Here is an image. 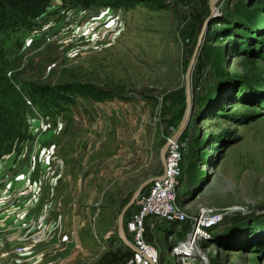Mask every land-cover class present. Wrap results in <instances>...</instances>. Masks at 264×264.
<instances>
[{
    "label": "rangeland",
    "instance_id": "374dc122",
    "mask_svg": "<svg viewBox=\"0 0 264 264\" xmlns=\"http://www.w3.org/2000/svg\"><path fill=\"white\" fill-rule=\"evenodd\" d=\"M111 2L82 6L50 0L37 13L12 18L0 31L5 72L17 85L32 82L72 89L71 100L60 101V106L42 107L33 100L50 122L45 137L35 145L25 121V104L24 135L8 143L2 153L34 145L40 157L29 184L36 182L41 204L45 201L50 211L58 203L65 205L70 215L79 214L85 221L79 229L75 264H92L107 250L127 248L117 234V214L139 182L161 169L160 147L183 114L186 66L210 13L209 0ZM259 3L215 2L202 43L204 52L198 54L200 60L193 69V112L181 135L177 202L186 215L177 222L158 220L154 227H147L143 238L152 251L145 254L144 264H264V232L257 229L248 236L246 226L234 233L226 229L240 215L264 213V85L256 91L247 88L248 95L227 103L221 113L206 102L198 113V99L209 83L220 81L216 76L264 80V56L236 54L228 38L217 32L235 9L244 14L259 6L255 10L264 16ZM64 140L75 157L74 183L57 189L56 183H48L56 174L44 169L42 160L50 148L55 152L60 143L66 144ZM92 148L94 175L86 180L85 153ZM109 156L115 162L106 170L97 159ZM39 178L45 183L39 184ZM29 184L22 189L32 190ZM134 209L133 203L125 212V229ZM213 212L215 218L210 217ZM2 217L4 221L8 215ZM198 217L195 244L206 258L186 253L182 246L175 249L194 229ZM217 237L234 243L220 246ZM21 242L15 238L11 248ZM131 250L130 256L136 251Z\"/></svg>",
    "mask_w": 264,
    "mask_h": 264
},
{
    "label": "trees",
    "instance_id": "16d2710c",
    "mask_svg": "<svg viewBox=\"0 0 264 264\" xmlns=\"http://www.w3.org/2000/svg\"><path fill=\"white\" fill-rule=\"evenodd\" d=\"M66 1L82 6L112 3V0ZM49 2L50 0H0V31L10 23L9 21L12 18L17 19L23 15L37 13L47 6ZM259 4H261V7H264V1L261 0ZM255 9H259V6L253 8L251 11L248 10V13L244 14L241 13V10L235 9L234 13L223 21L221 31H217L221 36L228 38V46L236 54L246 53L253 56H264V16L258 14ZM2 47V43L0 42V153H2V150L7 149L8 143L11 144L16 138H22L24 135L23 114L25 93L31 95L33 100L42 107L60 106V101L68 102L72 97L70 95L72 89L66 88V86H45L32 82H24L21 85H17L16 81L6 75V63L3 59ZM203 47L202 45L199 55L202 54V50L204 52ZM199 55L197 56L195 65L199 63ZM225 77L227 76H216L220 81L207 85L206 90L203 91V94L198 99V113L202 111V104L205 102L210 106H214V108H211L213 111L221 113L227 103H237L238 99L244 96V94L248 95L245 91L247 88L256 91V88L259 89L264 85V80L262 81L259 78H254L251 81H242L241 79L234 80L230 79V77ZM228 85H230L229 88L227 87ZM245 226L247 227L246 232L249 233L247 234L248 236L254 235L257 229L260 232H264V213L260 217H253L251 213L250 215H240L226 229L229 227L228 231L234 233L236 230L244 229ZM216 242L224 247L234 243L233 241L228 242L227 239L219 237L216 238ZM245 244L248 246L247 242L242 243V245ZM125 247L127 248L117 246L114 250L105 251L92 264H121L132 254L131 248L127 245Z\"/></svg>",
    "mask_w": 264,
    "mask_h": 264
},
{
    "label": "built area",
    "instance_id": "2783aa9c",
    "mask_svg": "<svg viewBox=\"0 0 264 264\" xmlns=\"http://www.w3.org/2000/svg\"><path fill=\"white\" fill-rule=\"evenodd\" d=\"M10 74V71L8 72ZM26 104L25 121L29 124L28 130L32 134L31 142L35 145L41 139L45 137V131L50 129L49 118L43 115L37 107H35L33 98L28 94L24 96ZM182 140L183 137H179L170 141L165 151V173L163 177L157 178L149 182L137 196L134 205L135 209L131 213L130 218L126 221V233L131 237V242L136 246L137 250L130 256L124 264H144L146 263L145 254L151 253V248L144 241V234L147 227H154L156 221L162 220L165 222H177L185 217V212L181 209L177 202L179 192V180L182 173L181 160H182ZM26 144V148L16 152L10 151L0 154V188L9 187L11 184L21 182L23 185L29 184L33 177L34 167L36 163V157H40L37 154L35 146ZM40 153H44L41 150ZM53 149L50 148L46 153L42 167L44 169L56 170L52 166ZM39 184H43L42 180L38 181ZM30 185V184H29ZM32 190H26L23 192L26 205L29 207V214L25 221L22 223V238L23 242L18 243L12 249L13 262L16 264H24L26 254L32 245L42 241L49 230V225L44 221L46 217L43 212L46 208V212H49L46 203L41 204L39 201V194H35V190L38 188L34 181L30 185ZM23 190V189H22ZM10 211H18L19 206L10 208ZM7 210V211H9ZM209 215V214H208ZM215 213H211L210 217L215 218ZM202 216V214H201ZM209 217V216H208ZM3 218V217H1ZM199 218V221H198ZM194 224V231H197L199 224L201 223V217H198ZM17 223V220L16 222ZM191 231L187 234V237L175 246H182L186 253L189 251L187 247H192L191 243L188 244L189 238L192 234ZM180 248V249H181Z\"/></svg>",
    "mask_w": 264,
    "mask_h": 264
},
{
    "label": "crops",
    "instance_id": "0c3cea01",
    "mask_svg": "<svg viewBox=\"0 0 264 264\" xmlns=\"http://www.w3.org/2000/svg\"><path fill=\"white\" fill-rule=\"evenodd\" d=\"M91 122L93 125L94 114L91 115ZM64 141L66 143V140ZM114 162L111 156L104 157L100 162L97 159V163L101 164L102 168L106 170H110ZM75 163L74 153L71 151L70 145L60 143V149L57 148L53 152L52 165L56 169L53 170L56 176L48 181L49 185L56 183L57 189L71 188L74 183L71 174L75 172ZM84 163L85 179L87 180L89 176L94 175L95 157L93 148L86 151ZM150 169L152 170L151 167ZM161 171L162 166L160 170L152 175L159 174ZM62 173L66 175L61 176ZM58 174L61 175L58 176ZM23 186L21 182H16L9 187L0 188V264H16L13 262L11 245L15 238H22V223L29 214V207L26 205L24 198V196H28V193L26 195L23 193L26 192V190H22ZM17 205L19 206L18 211L9 210ZM65 209V205L61 204L59 206V203L57 208L52 211L46 212V208H44L43 212L46 215L44 221L50 229L47 230L43 242L35 243L36 245L34 244L29 248L26 254L27 262L24 264H75V259L78 256L77 246L81 243L79 229L81 232V227L85 224V221H82L79 214L70 215ZM4 215H8V218H4L6 220L3 221L1 217ZM58 219L64 221L63 225L61 222L59 224L60 220L58 221ZM68 219H71L70 222H68ZM16 220L17 223H15Z\"/></svg>",
    "mask_w": 264,
    "mask_h": 264
},
{
    "label": "water",
    "instance_id": "95a60500",
    "mask_svg": "<svg viewBox=\"0 0 264 264\" xmlns=\"http://www.w3.org/2000/svg\"><path fill=\"white\" fill-rule=\"evenodd\" d=\"M215 2L216 0H209V9L210 13L204 18L202 25L200 27L199 33L197 35L196 43L193 48V51L190 55L189 61L186 66L185 74H184V91H185V108L183 111V114L180 118V121L175 128V130L169 135V137L165 140V142L162 144L160 147V161L162 164V171L159 174L151 175L148 176L147 178L143 179L142 181L139 182L137 187L134 189L132 192L130 198L124 203V205L121 207L117 214V234L118 237L121 239V241L129 246L133 250H137L136 246L131 242V240L128 238L125 227H124V215L128 207L133 204L137 198V196L140 194L142 189L152 180H155L157 178L163 177L164 176V171H165V151L170 143V141L177 139L181 137V135L184 133L186 130L190 119L191 115L193 112V93H192V76H193V69L197 60V56L199 54L200 47L203 43L204 36L206 34L209 22L211 17L214 14L215 11Z\"/></svg>",
    "mask_w": 264,
    "mask_h": 264
},
{
    "label": "bare ground",
    "instance_id": "6f19581e",
    "mask_svg": "<svg viewBox=\"0 0 264 264\" xmlns=\"http://www.w3.org/2000/svg\"><path fill=\"white\" fill-rule=\"evenodd\" d=\"M206 212V210L205 211H202L201 212V214H203V213H205ZM198 221H199V218H198ZM194 231V230H193ZM196 235H197V231H194V232H192V234H191V236H190V238H189V242H188V244L190 245V243H191V246L192 247H187L188 248V250H189V252H191V254H201L202 255V257L203 258H206L205 256L206 255H204L205 253H202V251H200L198 248H197V245L195 244V237H196ZM151 254V253H150ZM192 258V257H191Z\"/></svg>",
    "mask_w": 264,
    "mask_h": 264
}]
</instances>
